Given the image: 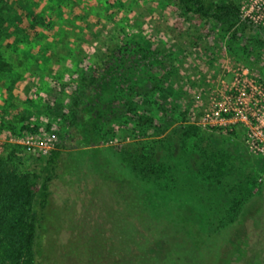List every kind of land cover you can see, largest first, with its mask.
Returning <instances> with one entry per match:
<instances>
[{
  "label": "rangeland",
  "instance_id": "rangeland-1",
  "mask_svg": "<svg viewBox=\"0 0 264 264\" xmlns=\"http://www.w3.org/2000/svg\"><path fill=\"white\" fill-rule=\"evenodd\" d=\"M234 1L250 17L226 34L167 0H0L1 51L29 97L11 101L0 82V112L10 103L38 129L0 132L9 170H35L42 155L27 136L54 135L74 85L105 57L50 186L54 264L264 260V0ZM159 91L177 122L157 137L122 139L131 103ZM181 124L198 129L183 149ZM166 141L177 165L159 181L136 176L118 152L124 142L163 152Z\"/></svg>",
  "mask_w": 264,
  "mask_h": 264
},
{
  "label": "trees",
  "instance_id": "trees-1",
  "mask_svg": "<svg viewBox=\"0 0 264 264\" xmlns=\"http://www.w3.org/2000/svg\"><path fill=\"white\" fill-rule=\"evenodd\" d=\"M167 1L175 2L187 15L197 17L202 21L214 22L222 33H230L236 27L245 24L240 7L234 0ZM4 22V16L0 12V82H6L8 85L7 91L12 97L11 101L25 102L29 97L21 88L24 82L23 76L15 71L14 65L5 59L1 51ZM105 65L104 57V60L90 67L89 73L84 74L81 81L74 85L69 94V101L66 103L67 109L62 111L56 119L54 132L58 138L56 146L47 156L37 157L35 170L17 173L9 170L4 160L0 159V264H54L58 262L55 253V239L50 236L53 231L56 230L55 233L59 231L54 212L51 211L50 186L61 165L63 150L72 148L74 144V138L77 137L81 127V108L91 94L93 86L97 84L99 74ZM159 92L161 97L157 96V100L155 98L150 101L149 96H142L138 97L137 103H131L124 117L123 127L120 129V131H125L122 139L157 137L168 129L170 124L177 122L175 121L177 119L176 110L167 106L166 103L164 106L162 102H159L166 99L162 92ZM2 106L0 132L4 134V138L20 133L36 134L38 129L25 111L17 110L12 113L16 110L12 104L7 103ZM9 124L15 126L11 132H8L10 131L8 130ZM197 131L198 129L191 125L182 124L175 129L181 143L180 149H183L186 143L192 142L195 135L197 136ZM108 134L111 135V139L115 138L112 136L115 135L114 130ZM165 144L167 145L165 151L161 152L154 148H136L133 143L124 142L118 147V152L136 176L145 180L147 175H150L159 181L160 173L168 172L169 168L172 170L173 166L177 165V161L172 156L171 143L166 141ZM170 162L173 164L170 165ZM238 204H234L229 210L227 214L229 221L236 216ZM53 228L55 230H52Z\"/></svg>",
  "mask_w": 264,
  "mask_h": 264
},
{
  "label": "built area",
  "instance_id": "built-area-1",
  "mask_svg": "<svg viewBox=\"0 0 264 264\" xmlns=\"http://www.w3.org/2000/svg\"><path fill=\"white\" fill-rule=\"evenodd\" d=\"M241 11V9H240ZM249 12L251 11H247V17L249 15ZM242 15V12H241ZM242 15L243 20H245L244 17ZM27 142L32 143L34 146V148L37 149V151L39 152V154H41L42 156H47L54 148L56 145V140L54 135L50 134V133H43L42 135H29L26 138Z\"/></svg>",
  "mask_w": 264,
  "mask_h": 264
},
{
  "label": "flooded vegetation",
  "instance_id": "flooded-vegetation-1",
  "mask_svg": "<svg viewBox=\"0 0 264 264\" xmlns=\"http://www.w3.org/2000/svg\"><path fill=\"white\" fill-rule=\"evenodd\" d=\"M255 262H258V264H262L263 261L260 259V254L257 253L254 259H248L243 264H255Z\"/></svg>",
  "mask_w": 264,
  "mask_h": 264
}]
</instances>
